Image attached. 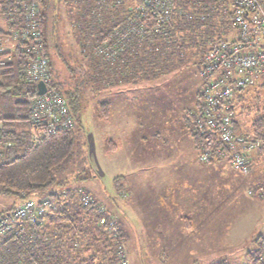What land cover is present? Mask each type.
<instances>
[{
	"label": "trees",
	"instance_id": "16d2710c",
	"mask_svg": "<svg viewBox=\"0 0 264 264\" xmlns=\"http://www.w3.org/2000/svg\"><path fill=\"white\" fill-rule=\"evenodd\" d=\"M22 1L0 0L1 11L8 23V34L14 27L11 20H17L16 24L22 21ZM39 1L44 26L45 12L51 2ZM132 2V5H127L124 0L116 5L110 0L74 1L77 4L73 19L76 32L73 36L74 46L78 47L82 64L87 67L81 76L75 77L76 74L70 71L69 76L60 77L53 69L51 50L58 53L59 46L54 42V46L49 48L48 32L43 27L51 85L64 96L74 121L78 118L82 85L86 81L101 79L103 84L110 85V75L119 77V80L154 79L162 67H176L173 58L177 56L180 61L181 56L184 57L182 51L190 48L191 57L197 56L195 63L199 64L208 43L226 37L232 30L231 16L227 10L229 0H175L176 8L182 9L184 15L174 14L167 24L156 30V18L152 9L146 6L144 17L149 26L142 32H132L120 38L133 20L130 17L134 16L132 25L136 24L135 19L138 18L133 5L142 0ZM12 54V62L0 67V95L14 96L16 105L14 114L0 120V195L17 198L16 201L47 195L53 208L37 222L15 223L0 236V264H118L116 246L121 241L125 244L126 231L116 217L118 228L113 233L100 224L101 214L96 207L83 205L74 193L49 189L54 182L53 170L72 153L73 124L51 132L44 130L38 141L32 139L28 116L31 99L37 92L36 84L26 80L25 52L17 48ZM199 89L196 104L190 111L195 118L192 120L186 115L185 123L200 142L196 129ZM258 90L260 92L255 94ZM233 103L238 116L255 107V116L249 128H242L237 120L235 129L255 137H264V79L256 86L238 91ZM99 106L102 116H107L108 103L100 102ZM23 123L28 124V130L22 129ZM253 241L255 246L246 251V256L254 264H264V236L259 235ZM223 261L214 264H226Z\"/></svg>",
	"mask_w": 264,
	"mask_h": 264
},
{
	"label": "rangeland",
	"instance_id": "374dc122",
	"mask_svg": "<svg viewBox=\"0 0 264 264\" xmlns=\"http://www.w3.org/2000/svg\"><path fill=\"white\" fill-rule=\"evenodd\" d=\"M125 1L127 5L133 3ZM64 31L61 27L56 41L48 35L49 48L54 42L59 46L58 53L50 49L53 69L60 77L69 76L70 71L75 77L84 75L87 67L82 64L78 47L74 46V37L69 39ZM227 36L235 37V32ZM182 54L180 61L177 56L173 58L176 67H162L161 72L155 74L158 76L155 80L144 79L130 87L127 94L138 120L123 133L112 118V110L116 111V102L122 97L106 91L109 85L103 84L101 79L83 83L78 118L73 119V150L70 157L53 170L54 182L49 189L74 193L78 200L80 191L85 189L101 206L114 207L113 211L122 215L121 224H128L124 229L129 264H214L222 260L226 264H254L246 256V250L254 248L256 237L264 236V195L249 194L248 189H257L264 183V176L255 184L247 177L251 171L243 174L230 164L225 165V177L218 172L215 184L239 191L230 193L229 189H219L215 205L223 202L229 207L215 219L213 226L201 231L164 226L162 216H168L169 209L179 215L180 206L185 207L182 202L190 198L191 203L196 202L197 198L193 193L181 201L180 196V190L182 194L191 177L188 162L199 152L197 137L190 133L191 138H183L184 130L180 126L186 115L192 120L195 118L190 113L195 105L187 110L194 91L201 86L199 64L195 63L198 57H191V48ZM104 100L110 102L107 106L110 116L106 117L102 116L99 106ZM14 102V96L0 95V120L15 113ZM254 111L255 107L236 116L242 128H249ZM28 128L27 123L22 124V129ZM155 130H159V136L153 135ZM110 139L117 148H112L111 142L109 145ZM176 159L180 162L176 163ZM162 175L169 177L162 179ZM199 186L197 181L196 188ZM130 190L133 195H126ZM16 200L0 195V208L14 205Z\"/></svg>",
	"mask_w": 264,
	"mask_h": 264
},
{
	"label": "built area",
	"instance_id": "2783aa9c",
	"mask_svg": "<svg viewBox=\"0 0 264 264\" xmlns=\"http://www.w3.org/2000/svg\"><path fill=\"white\" fill-rule=\"evenodd\" d=\"M111 1L117 5L124 0ZM22 3V21L16 24L17 20H11L14 27L8 36L12 47H7L0 32V67L12 62V53L18 48L27 55L26 80L34 84L39 81L44 83L45 91L41 94L36 92L31 99L28 116L31 137L38 141L44 130L51 132L71 126L73 117L64 96L51 85L40 1L23 0ZM146 6L152 9L156 18V30L167 24L174 14H185L182 9L176 8L175 0H142L133 5L138 14L136 26L131 24L134 16L130 17L133 20L120 38L132 32H142L149 26L144 17ZM227 10L232 20L230 33L235 32V37L211 40L198 68L201 79L196 119V129L200 136L198 159L201 162L223 159L239 172L248 174L251 171L252 156L264 155V137H255L235 129L237 115L233 98L238 91L255 86L264 79V0H229ZM248 193L264 195V183L259 184L257 189H248ZM80 200L83 205L97 208L101 214L99 222L106 230L113 233L117 231L118 224L114 216L85 189L80 191ZM51 208L53 204L46 195L25 198L15 206L4 209L0 213V236L15 223L37 222ZM116 256L118 264H129L122 241L117 243Z\"/></svg>",
	"mask_w": 264,
	"mask_h": 264
},
{
	"label": "crops",
	"instance_id": "0c3cea01",
	"mask_svg": "<svg viewBox=\"0 0 264 264\" xmlns=\"http://www.w3.org/2000/svg\"><path fill=\"white\" fill-rule=\"evenodd\" d=\"M75 0H50L49 8L45 12L46 13V20L44 19L45 23L44 26L48 32V35L51 34L53 41H56V36L59 33V30L62 29L64 31V35L70 39V37L75 35V25L73 19L75 18L76 11L74 10L76 7V3H74ZM111 1V0H110ZM58 4H61L59 7ZM63 5V9H62ZM3 7V6H2ZM0 7V32L3 38V42L7 44V47H12V43L9 38L8 34V23L7 20L3 16V12L1 11ZM10 45V46H9ZM119 77H114L110 75V85L109 89L106 91H112V94H119L118 96L122 97V100L119 102H116L117 107L116 111L112 110V118L115 119V121L118 123V126L121 130V132H125L129 127L133 126L134 123H137L136 115L133 112V104L129 101V96L127 94L128 91H131L130 87L135 86V84L141 80L144 79H138L137 81H131L130 79H122L119 80ZM158 78V77H157ZM117 79V80H116ZM156 78H154L155 80ZM149 80V79H147ZM117 85V86H115ZM199 89V88H198ZM196 89L192 96V103L189 105L188 110L192 108L196 104V95L197 91ZM101 102H107L110 104L109 101H101ZM109 106V105H108ZM114 108V107H113ZM112 108V109H113ZM107 116H110V111H108L107 107ZM106 117V116H105ZM186 118H183V122L181 123L180 128H183V138H191L190 133L192 134L191 130L185 123ZM176 132H178L177 129H175ZM159 130H155L153 132V135L159 136ZM144 138L143 136H141ZM112 148H117V144L114 143L113 140L110 139ZM111 147V146H110ZM119 147V146H118ZM198 154V153H197ZM196 156L191 157L189 160V175L191 174V177L189 180H187L185 190L182 192V189L180 190V196L181 201L187 200L192 194H196V202L191 203V198L188 200V202H182V204L185 205L184 209L180 206L182 212L181 214H177V211H173L172 209H169L170 214L166 216L165 214L162 216L164 219V226H175L178 228H185L188 227L189 230H193L194 228L199 229L201 231V228H208L212 227L214 224V221L216 218L220 216L221 213L227 211L229 204H216L215 205V195L219 194L220 188L229 189L228 192L235 193L239 191L238 189H230L229 187H220V184H215L216 175L219 172L220 175L225 177L226 173V166L229 165L227 162L223 161H216L211 163H205L201 162ZM180 162V160L176 159V163ZM226 165V166H225ZM230 166V165H229ZM222 170V171H221ZM217 171V172H215ZM225 172V173H224ZM216 173V174H215ZM187 175V173H186ZM264 176V155H253L252 156V162H251V174L247 176L250 181L254 182L255 184L259 181L257 179H261ZM162 179H168V175H162ZM186 178V176H184ZM194 178V181H193ZM183 179V178H182ZM227 179H229L227 177ZM245 180L246 176H245ZM197 181L199 183V188H196ZM171 185V183H169ZM211 187V188H210ZM237 187H239V183H237ZM240 188V187H239ZM187 189H190L191 191H187ZM125 192L126 195L130 194V196L133 195L131 192ZM200 195V198H199ZM20 200L16 201L14 203H19ZM2 204V203H0ZM11 207L10 205H4L0 210H4L6 208ZM108 208V207H107ZM106 208V209H107ZM114 207L108 208L107 210L110 212V214L114 215L116 219L119 221L120 226L123 228L128 226V224H124L120 222L121 214H118L113 211ZM164 211V209H162ZM153 212V209H152ZM217 212V213H216ZM121 213V212H120ZM112 215V216H113ZM127 217V216H126ZM161 218V216H160ZM168 221V222H167ZM248 250V249H247ZM246 250V251H247Z\"/></svg>",
	"mask_w": 264,
	"mask_h": 264
},
{
	"label": "water",
	"instance_id": "95a60500",
	"mask_svg": "<svg viewBox=\"0 0 264 264\" xmlns=\"http://www.w3.org/2000/svg\"><path fill=\"white\" fill-rule=\"evenodd\" d=\"M36 87H37V92L38 94H41L45 91V85L42 81H39L37 84H36Z\"/></svg>",
	"mask_w": 264,
	"mask_h": 264
}]
</instances>
